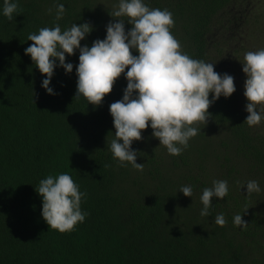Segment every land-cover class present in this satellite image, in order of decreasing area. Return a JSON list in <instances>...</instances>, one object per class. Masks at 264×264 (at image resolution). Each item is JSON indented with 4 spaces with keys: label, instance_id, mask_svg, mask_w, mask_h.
<instances>
[{
    "label": "trees",
    "instance_id": "1",
    "mask_svg": "<svg viewBox=\"0 0 264 264\" xmlns=\"http://www.w3.org/2000/svg\"><path fill=\"white\" fill-rule=\"evenodd\" d=\"M14 2L23 11L9 21L0 0V264H264V133L244 122L248 113L238 92L219 97L209 107L207 121L222 134L218 143L235 159L227 155L184 159V154L160 159L143 148L136 159L144 164L142 172L127 162L122 167L110 150L115 129L109 105L122 99L127 69L102 104L93 106L82 96L73 98L78 49L66 55L65 62L73 64L71 73L59 66L54 69L49 86L55 95L41 86L46 77L25 49L32 43L28 35L42 27L59 24L63 31L85 22L93 30L81 46L91 47L106 37L110 21L122 19L125 31L130 30L127 17H106L107 11L93 0ZM143 2L169 10L175 21L170 31L182 50L206 63L207 47L216 43L210 33L230 28L233 20L227 17L242 4V0ZM59 4L66 11L56 20ZM214 70L220 73L215 66ZM195 143L191 138L188 144L197 152ZM136 148L133 141L131 149ZM196 156L201 158L202 153ZM61 173L71 175L86 193L81 210L88 215L70 233L48 229L41 215L42 197L35 190L41 179ZM216 180L228 182V194L213 197L210 215L201 216L203 189ZM250 180L257 181L261 191L248 196ZM188 185L191 197L179 191ZM220 213L227 220L224 227L215 223ZM237 214L248 223L246 229L234 226Z\"/></svg>",
    "mask_w": 264,
    "mask_h": 264
},
{
    "label": "clouds",
    "instance_id": "2",
    "mask_svg": "<svg viewBox=\"0 0 264 264\" xmlns=\"http://www.w3.org/2000/svg\"><path fill=\"white\" fill-rule=\"evenodd\" d=\"M22 11L14 0H3V15L9 21ZM48 11L51 13L52 9ZM65 11L63 4L57 5L56 20L62 19ZM111 17H127L130 30L125 31L122 19H115V23L110 21L106 25V37L93 41L89 47L81 46V41L93 30L88 22L73 23L63 31L59 24L42 27L38 33L28 35L27 40L32 43L25 49V54L30 55L39 72L46 77L41 86L47 94L55 95L49 86L54 69L59 66L66 74L71 73L73 64L65 62L66 55L72 56L78 49L73 98L82 96L93 106L102 104L117 78L127 69V86L122 99L109 105L115 129L110 150L120 166H126L127 162L142 172L144 164L136 162L139 152L131 149L133 141H140L142 132L150 126L152 136L168 154L181 155L188 148L189 140L201 131L198 125L207 124L211 115L209 107L219 97L227 98L235 92L234 78L217 73L214 63L193 59L182 50L181 43L170 31L175 21L167 9L150 8L143 0H119ZM132 50L138 55H133ZM243 61L242 71L247 77L243 94L248 113L244 122L252 127L264 120V48L246 52ZM246 188L248 196L261 191L255 180L248 181ZM35 190L42 197L41 215L48 229L70 233L77 224L85 221L88 213L81 210V203L86 193L80 191L68 173L48 175L39 181ZM179 191L185 197H191L193 193L190 185ZM227 194L226 180L213 181L211 188L203 189L200 215L209 216L212 198L222 199ZM215 223L226 226L223 213L215 217ZM233 223L242 229L248 226L240 214L234 217Z\"/></svg>",
    "mask_w": 264,
    "mask_h": 264
},
{
    "label": "rangeland",
    "instance_id": "3",
    "mask_svg": "<svg viewBox=\"0 0 264 264\" xmlns=\"http://www.w3.org/2000/svg\"><path fill=\"white\" fill-rule=\"evenodd\" d=\"M100 10L107 11V16L112 15L114 9L118 7L119 0H93ZM245 3V4H244ZM241 15H235L232 22H230V28L226 29V33L222 30L220 33L217 30H213L215 39H221L224 36V40H217L211 43L207 47V58L210 63H214V66L220 69V73L231 75L234 78L235 89L238 92L240 100L243 105L247 104V100L244 97V81L246 75L243 73V57L246 52L258 51L264 48V0H242ZM107 19V18H106ZM218 34L223 36L218 37ZM215 49H219L216 51ZM258 111L260 106H258ZM201 129L198 135L193 137L195 148L197 152L202 153L201 158L197 157V152L194 148L184 150V159H223L222 155H227V159H235L230 156V150L223 147L218 143V140L222 137V134L204 124H199ZM257 132L264 133V120L257 126H252ZM190 141V140H189ZM189 143V142H188ZM136 151H142L143 148L153 150L157 158L171 159L167 149L163 145H159V140L152 136V129L149 126L144 132H142V139L136 141ZM140 153V152H139ZM138 153V154H139ZM139 155L137 156L138 159ZM178 159V158H174Z\"/></svg>",
    "mask_w": 264,
    "mask_h": 264
},
{
    "label": "flooded vegetation",
    "instance_id": "4",
    "mask_svg": "<svg viewBox=\"0 0 264 264\" xmlns=\"http://www.w3.org/2000/svg\"><path fill=\"white\" fill-rule=\"evenodd\" d=\"M245 4V3H244ZM236 13L239 15H241V13H242V10H241V8H240V6H238L237 8H232V12L228 15V17H227V19H231V20H233L234 19V17H235V15H236ZM223 32H225L226 33V29L225 28H223V29H221Z\"/></svg>",
    "mask_w": 264,
    "mask_h": 264
}]
</instances>
